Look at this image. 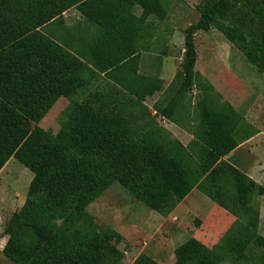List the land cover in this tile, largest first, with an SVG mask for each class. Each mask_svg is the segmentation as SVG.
<instances>
[{
  "label": "trees",
  "instance_id": "trees-1",
  "mask_svg": "<svg viewBox=\"0 0 264 264\" xmlns=\"http://www.w3.org/2000/svg\"><path fill=\"white\" fill-rule=\"evenodd\" d=\"M73 9L82 21L63 26ZM196 11L179 71L155 107L193 137L185 147L154 119L134 117L163 89L140 62L152 50L150 22L168 20L169 0H0V173L14 159L33 174L4 225L11 262L125 264L123 236L89 213L118 184L163 218L194 190L235 217L213 247L195 238L179 245L174 264H264V185L229 157L258 131L197 71L195 39L218 31L264 75V0H202ZM62 98L60 129L44 130ZM133 264L159 263L140 254Z\"/></svg>",
  "mask_w": 264,
  "mask_h": 264
},
{
  "label": "rangeland",
  "instance_id": "rangeland-1",
  "mask_svg": "<svg viewBox=\"0 0 264 264\" xmlns=\"http://www.w3.org/2000/svg\"><path fill=\"white\" fill-rule=\"evenodd\" d=\"M201 1L169 0L167 23L174 33V44L170 52L176 65L179 63L177 59H180L179 53L184 44V30L199 20L196 7ZM63 19V26L71 28L82 18L73 9L65 13ZM49 31L50 28L44 30L45 34ZM195 39L198 51L197 71L213 84L226 102L235 106L238 111L244 113L247 120L262 127L264 131V75L218 31L198 32ZM165 88L164 85L162 90ZM160 96L161 92L157 93L154 99L149 100V104H153ZM196 102L193 98L192 108ZM68 105L69 102L62 98L40 126L44 130L57 133L64 120L63 112ZM157 120L163 128L167 126L160 117H157ZM25 129L31 132L33 125L26 123ZM179 139L186 144L182 137ZM236 161L246 170L248 167L249 170L252 169L257 174L258 181L263 183L264 135L255 144L237 153L232 162ZM32 178L33 174L14 159L0 173V264H14L3 253L8 239L4 235V225L9 217L24 205ZM189 200L186 207L190 211L185 212L186 209H183L184 212L179 214L181 220L165 224L160 215L138 203L122 187L115 184L89 208V213L101 228L110 227L123 236L125 241L120 245V250L128 253L125 264H133L140 254L152 257L159 264H174V251L186 240L196 238L212 245L218 243L222 237V233L220 236L213 233L215 224L220 219L225 220L219 213L221 208L214 204L213 210L212 204L197 190ZM257 203L263 216L261 232L264 235V197ZM231 217L235 220V217Z\"/></svg>",
  "mask_w": 264,
  "mask_h": 264
},
{
  "label": "crops",
  "instance_id": "crops-1",
  "mask_svg": "<svg viewBox=\"0 0 264 264\" xmlns=\"http://www.w3.org/2000/svg\"><path fill=\"white\" fill-rule=\"evenodd\" d=\"M141 14H142V11L137 8L136 11H135V15L137 17H140ZM81 21H82V19L80 20V22ZM79 23H77V25ZM150 24L153 25V27H154L153 28L154 32L152 33L153 36H152V38H149V41L152 43V50L150 52H147V53L143 54V56L141 58V62H140V73L141 74H145V75H149V76H159V78L163 81V87L165 85L166 88H165V90L161 91V96L158 97V99L154 100L153 104H152V102L149 104V100H151V99H148L146 102L143 103L145 110H147V114H145L146 116L144 114H143V116H140V114L135 113L134 117L138 118L137 119L138 123H142L143 120H152V119H154L157 124H158L157 117H160L161 120H164V123L167 124V126H165L164 128H165L166 132L171 135V138L173 140L179 141L180 143H182L186 147L192 142L193 137L189 133H187L185 130L180 128L175 122H172V121L168 120L167 118H165V117L161 116L160 114H158L157 109L155 108L156 106H158L157 104L159 103V101H161L163 94L168 89V87L172 84V82L175 79V76L177 75V73L179 71V66L181 64L182 57H183V48H182L181 52L179 53V55H181V56H179L180 59H177L179 63H178V65H176L174 63L175 61L172 58L171 52H170V48L174 44V33L172 32L173 29L170 28V26L167 23V21H165V22L154 21V22H150ZM77 25H74V27L77 26ZM83 28H84V26H83ZM147 56H149V57H147ZM102 79L104 80V76L102 77ZM101 82H102V80H101ZM168 84H170V85H168ZM154 98H155V96L152 99H154ZM170 98H171V95H169L168 99L170 100ZM165 102L162 103V106L164 104H166ZM233 107H234L235 110L238 111V109L235 106H233ZM238 112H240V111H238ZM246 120H247V118H246ZM247 122L258 131V134L256 136H254L253 138H251L249 141L241 144L229 156L231 159L232 158L234 159L236 154L239 153L240 151L244 150L245 148H249L250 146L255 144L264 135V131H263L262 127L254 125L249 120H247ZM160 127L163 128L162 126H160ZM179 137H182L185 140L186 144L183 143L179 139ZM236 165L242 172H244L249 178L254 180L257 184H259L261 186L264 185V182L261 183V182L258 181L257 174L252 169L249 170V167H248L247 170H246L245 168H243V166L240 164L239 161H236ZM195 192H196V190L192 191L191 194L176 208V210L168 218H163L162 217L163 223L167 224V223L173 222V220H175V221L181 220V217L179 216V214L184 212L185 209H186L185 212H189L190 211L189 209H187L186 203L188 201H190L189 200L190 197H192V195ZM200 195L204 199H206L208 202H210L212 204L213 210H215L214 204L209 199H207L204 195H202L201 193H200ZM191 203L195 204L192 201H191ZM219 213L221 214L222 217H224L225 220H221L220 219L219 222H217L215 224V229H214L213 233L216 234L217 236H220V234L222 233V236H223L225 234V232L230 228V226L235 222V220H233L231 216L228 217V215H227L228 213L226 211H224L223 209H221V211ZM262 223H263V216H262V213H261V225H260V233H261V235H262V232H261ZM174 228H176V227H174ZM262 236H264V235H262ZM199 241L202 242L201 240H199ZM203 244H205L206 246L211 248L214 245H216L217 243H214L212 245H209L207 243H203ZM135 260L136 259H134V261Z\"/></svg>",
  "mask_w": 264,
  "mask_h": 264
},
{
  "label": "built area",
  "instance_id": "built-area-1",
  "mask_svg": "<svg viewBox=\"0 0 264 264\" xmlns=\"http://www.w3.org/2000/svg\"><path fill=\"white\" fill-rule=\"evenodd\" d=\"M124 255H125V257H127L128 256V253L127 252H124Z\"/></svg>",
  "mask_w": 264,
  "mask_h": 264
}]
</instances>
